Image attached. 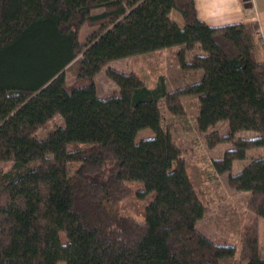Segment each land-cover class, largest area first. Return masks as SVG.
Returning a JSON list of instances; mask_svg holds the SVG:
<instances>
[{"label":"trees","instance_id":"16d2710c","mask_svg":"<svg viewBox=\"0 0 264 264\" xmlns=\"http://www.w3.org/2000/svg\"><path fill=\"white\" fill-rule=\"evenodd\" d=\"M85 25L96 30L81 42ZM175 46L185 72L203 73L199 82L169 91L164 75L149 87L135 73L106 69ZM196 48L202 54L187 60ZM104 69L119 93L101 98L95 77ZM184 97L199 100L200 136L228 126L206 136L211 150L233 144L214 160L218 175L264 148L259 24L211 27L195 0H0V163L11 164L0 170V264H264L256 220L264 218V155L228 176L231 188L251 193L256 216L238 255L198 229L206 208L161 108L183 116ZM57 115L64 124L38 139ZM143 130L154 135L137 141ZM137 181L140 198L154 194L144 221L111 209Z\"/></svg>","mask_w":264,"mask_h":264},{"label":"rangeland","instance_id":"374dc122","mask_svg":"<svg viewBox=\"0 0 264 264\" xmlns=\"http://www.w3.org/2000/svg\"><path fill=\"white\" fill-rule=\"evenodd\" d=\"M171 17L180 21L184 20L175 11ZM177 20L175 21L177 22ZM95 30L96 28L83 26L79 40L84 42ZM181 49V46H175L150 54L112 61L106 69L111 67L123 73H135L149 87L155 86L160 76L164 75L167 78L168 90L174 91L201 80L195 74L187 73L181 68L178 60V53ZM196 54H202L199 48L190 51L187 54V60L192 59ZM106 69L95 77L97 93L101 98L119 93L117 84L107 77ZM67 75L68 82L71 83L73 77L70 72ZM182 102L186 113L180 117L172 116L163 101L161 102V108L165 116V127L167 123L175 121L171 130L173 138L183 150L188 176L206 208L205 217L198 223V229L216 244L236 246L239 255L243 236L246 230L255 222L256 216L248 208L251 193L238 192L231 188L228 185V176L230 173L240 172L251 160L263 156L264 148L249 150L246 161L236 162L230 173L218 175L214 168V160L221 158L225 151L232 149L233 144H221L211 150L208 148L206 136L215 131L228 134V126L225 123H219L211 127L207 133H200V136L196 130V117L200 111L198 98L184 97ZM63 124V118L57 115L39 129L35 135L38 139H43ZM153 135V131L143 130L139 133L137 141ZM256 135L255 132H241L237 137L250 138ZM74 147L72 145L69 149L71 150ZM10 167L11 164L9 163H0V170L7 171ZM77 168V164H69V175H73ZM131 186L135 190L134 195L117 205H111V209L126 212L137 220L144 221L147 206L153 200L154 194H150L144 199L140 198L137 192L143 189V183L139 181L132 182ZM256 220L260 229V250L261 254L264 255V218ZM61 240L64 244H68L65 234L61 235Z\"/></svg>","mask_w":264,"mask_h":264},{"label":"crops","instance_id":"0c3cea01","mask_svg":"<svg viewBox=\"0 0 264 264\" xmlns=\"http://www.w3.org/2000/svg\"><path fill=\"white\" fill-rule=\"evenodd\" d=\"M195 5L198 18L211 27L258 23L264 43V0H195ZM177 23L181 25L183 21L177 20ZM202 74L195 73L199 79Z\"/></svg>","mask_w":264,"mask_h":264}]
</instances>
